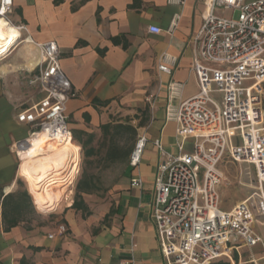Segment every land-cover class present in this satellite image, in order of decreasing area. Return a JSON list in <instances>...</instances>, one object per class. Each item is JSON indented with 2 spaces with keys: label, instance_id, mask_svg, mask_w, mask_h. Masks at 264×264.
<instances>
[{
  "label": "crops",
  "instance_id": "1",
  "mask_svg": "<svg viewBox=\"0 0 264 264\" xmlns=\"http://www.w3.org/2000/svg\"><path fill=\"white\" fill-rule=\"evenodd\" d=\"M208 2L188 0L177 6L166 0H13L9 23L24 30L16 41L23 44L19 51L0 59V264H166L151 218L155 180L165 160L154 141L171 155L179 153L175 123L166 120L168 84L183 85L174 106L198 93L191 72L192 39L203 24ZM174 16L179 20L169 34ZM149 27L162 31L154 34ZM45 42L56 43L60 67L71 84L66 115L79 160L83 145L94 150L91 157L97 154L93 144L100 128L113 124L115 115H126V109L150 110L139 132L148 139L140 164L130 167L125 153L127 167L108 186L111 197L106 205L93 209L82 194L88 208L84 217L71 207L76 178L68 183L67 171L64 178L48 182L58 193L55 205L39 210L11 149L31 130L17 122L18 112L43 96L29 79L39 61L34 44ZM162 54L177 60L170 75L158 70ZM89 135L94 139L86 144ZM190 142L185 152L191 150ZM244 167L239 174L251 189L253 172ZM136 176L140 189L130 186ZM18 205L19 212L14 211ZM60 225L64 234L58 231ZM255 230L264 242V219L257 218Z\"/></svg>",
  "mask_w": 264,
  "mask_h": 264
},
{
  "label": "built area",
  "instance_id": "2",
  "mask_svg": "<svg viewBox=\"0 0 264 264\" xmlns=\"http://www.w3.org/2000/svg\"><path fill=\"white\" fill-rule=\"evenodd\" d=\"M187 1L166 0L177 6ZM12 5L13 0H0V17L8 23ZM178 20L179 16H174L167 33L172 34ZM148 31L159 34L162 30L149 27ZM34 46L39 61L29 83L43 96L16 116L17 122L31 127L27 138L11 146L20 163L29 151L30 139L38 133L43 132L50 141L72 142L66 104L73 93L59 64L58 47L55 42ZM192 47L191 72L198 93L174 106L183 85L168 84L166 120L175 123L179 153L171 155L154 141L165 158L151 206L160 252L166 264H214L221 260L264 264V254L258 257L253 253L257 246L264 248L263 238L255 230L257 218L264 219V0H209ZM176 62L175 57L162 54L158 70L170 75ZM187 141H191V150L185 152ZM147 143L144 134L137 136L128 159L130 167H138ZM225 159L252 170L250 197L255 205L248 197L228 211L220 209L223 173L219 166ZM78 171L77 163L64 179L72 185ZM130 186L140 189V177H133ZM58 231L64 234L66 230L60 225ZM243 249L247 259L240 253Z\"/></svg>",
  "mask_w": 264,
  "mask_h": 264
},
{
  "label": "rangeland",
  "instance_id": "3",
  "mask_svg": "<svg viewBox=\"0 0 264 264\" xmlns=\"http://www.w3.org/2000/svg\"><path fill=\"white\" fill-rule=\"evenodd\" d=\"M18 44L19 42H14L10 48L13 45L15 46H13L11 50L9 48L10 51L8 50V53L12 51L13 54L17 53L23 46V44ZM149 112L150 110L148 108L141 110L126 109V115H121L120 113L111 119L113 124L131 126L134 131H131L130 129H119L118 131L112 130L110 135L107 137V141L102 139L100 132L98 139H96L93 144L97 149V154L87 159L83 157V153L81 154L79 160V172L76 176L72 199L75 198V188L77 183L84 178L83 174H85L87 179L89 178L90 182L93 184V191L89 194H83L85 195L87 203L93 209H98L102 207V204H107L108 198L111 197V189H109L108 186L120 175H122L125 170V166L127 167V161L125 164L123 155L127 152L130 154L137 136L139 135L141 128L140 124H144V122H146ZM109 149L120 156L116 160L108 159L106 154ZM241 167L242 169L246 168L244 166H239L238 164H233L227 159H225L219 166L220 171L223 173V181L219 188L220 198L222 200V204H220L221 210L228 211L232 208L235 202L251 196V189H249V187L245 184V180L242 179L239 174ZM50 193L56 195L58 194L54 192L51 187ZM250 202L253 205L256 204L252 197H250ZM240 253L244 258L248 256L247 251L244 249L241 250ZM253 253L255 256H261L264 254V248L258 247L253 249ZM221 262L226 263L225 260H221Z\"/></svg>",
  "mask_w": 264,
  "mask_h": 264
},
{
  "label": "bare ground",
  "instance_id": "4",
  "mask_svg": "<svg viewBox=\"0 0 264 264\" xmlns=\"http://www.w3.org/2000/svg\"><path fill=\"white\" fill-rule=\"evenodd\" d=\"M19 38L20 32L0 17V56ZM30 143L29 151L20 163L19 173L28 182L39 210H48L55 205L57 197L50 193L48 182L64 178V171L68 172L69 169L70 174L74 172L79 161V149L71 141H50L43 132L33 136Z\"/></svg>",
  "mask_w": 264,
  "mask_h": 264
},
{
  "label": "trees",
  "instance_id": "5",
  "mask_svg": "<svg viewBox=\"0 0 264 264\" xmlns=\"http://www.w3.org/2000/svg\"><path fill=\"white\" fill-rule=\"evenodd\" d=\"M143 126H144V124L141 123L140 127H143ZM119 129H125V130L126 129H130L131 131H134L131 126H127V125H123V124H111V123H108V124L102 125L101 128H100L101 134H102V139L104 141H107V137L110 135V132L112 130L118 131ZM93 139H94V136L93 135H89L88 138H87L86 144H90ZM82 151H83V157L85 159H87V158L91 157L92 155H94V150L92 148L86 149L85 145L82 146ZM129 155L130 154H128V152H127L126 153V157H128ZM106 156L110 160H116L120 155L115 154L111 149H109L107 154H106ZM83 175H84V178L82 180H80L77 183V185H76L75 198L73 200V204H72L71 207L76 209V210L81 211L82 216L84 217L85 214L88 213V208H87V206L85 205V203L83 201L82 194L91 193L93 191V189H92V185L93 184L90 182L89 178L87 179L85 174H83ZM15 210L19 212V205H18V207H16V206L14 207V211ZM10 225L11 226L12 225H16V223L12 222ZM214 264H227V262L223 263V262L219 261V262H216Z\"/></svg>",
  "mask_w": 264,
  "mask_h": 264
},
{
  "label": "water",
  "instance_id": "6",
  "mask_svg": "<svg viewBox=\"0 0 264 264\" xmlns=\"http://www.w3.org/2000/svg\"><path fill=\"white\" fill-rule=\"evenodd\" d=\"M10 51V50H9ZM9 51H7L6 53H8ZM5 54V53H4Z\"/></svg>",
  "mask_w": 264,
  "mask_h": 264
}]
</instances>
